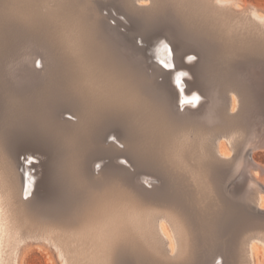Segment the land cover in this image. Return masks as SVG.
<instances>
[{
    "label": "bare ground",
    "instance_id": "bare-ground-1",
    "mask_svg": "<svg viewBox=\"0 0 264 264\" xmlns=\"http://www.w3.org/2000/svg\"><path fill=\"white\" fill-rule=\"evenodd\" d=\"M259 12L246 0H0V60L33 87L5 90L0 264H21L29 243L58 264H261L264 133L243 145L238 128L264 111ZM31 138L47 161L19 160L15 140Z\"/></svg>",
    "mask_w": 264,
    "mask_h": 264
},
{
    "label": "rangeland",
    "instance_id": "rangeland-1",
    "mask_svg": "<svg viewBox=\"0 0 264 264\" xmlns=\"http://www.w3.org/2000/svg\"><path fill=\"white\" fill-rule=\"evenodd\" d=\"M246 2H248V4H252V5L256 6L258 9H260V12H259L260 15L262 17L264 16V0H246ZM136 4L137 5L139 4L140 7L145 6L143 3L140 4L139 2H137ZM53 5H54V2L51 1V2H49L47 4H45L41 8V11L46 13L48 11V6L52 7ZM88 8L89 7H84V9H85L84 11H88ZM111 11L114 13L113 15L116 17L117 14H116L115 10L111 9ZM104 12H105L104 13L105 15H108L107 11H104ZM122 21H124L125 24L129 25L127 23V21H125L123 18H122ZM110 22L115 25V21L114 20H111ZM122 30H124V28ZM137 40H138L137 42H139L138 43L139 45H143L142 41H139V39H137ZM191 59H193L194 62L198 61L197 58H191ZM6 61L5 60H0V82L2 83L0 85V121H1L0 122V127H1V125L3 123V120L5 119V115L3 113L4 106L7 104L8 100H9L8 96L5 95V90H7V89L8 90H14V92H15V90H18V89H20V90H26L27 88L33 89V87L31 85L29 86V83L26 81V75L21 70H19V69H21L20 62L15 61V60L13 61V63L11 61H7V62ZM41 63L42 62H40L38 60V63H37L36 66H38L40 68L41 67ZM40 70H43V68H40ZM19 109H18L17 113H20V114H21V112H22V114L26 113V109H25V111H24V109L22 111H21V109L20 110ZM261 111L263 112L262 113L263 115L261 114ZM63 117H66L67 119H71L72 118V120L75 119V117L69 116L68 114L64 115ZM12 118L13 117L9 116V120L12 119ZM99 119H101V117H99L97 121H99ZM75 120H74V122H76ZM18 126H19L18 128L21 127L20 125H18ZM181 126H184V125H181ZM242 127L243 128L246 127L245 128L246 131L245 132L243 131V132L240 133L241 135H240L239 138L242 141V142H240V144L244 145L245 143L255 142L257 137L264 133V111L260 110V113H259V111L256 114L254 113L253 114V118H251V122L249 123V125H247V126L239 125L238 126L239 129L242 128ZM10 129H11V127H10ZM238 136H239V134H238ZM147 138H148L147 140H149V137H147ZM189 138L191 140H193L194 139V135L190 134ZM14 143H15V146H18L21 149L20 150L21 153L19 154V160L24 158L25 152H35L38 155V157L41 158L42 162L48 160V158H47L48 156L46 154H44L40 149L34 148L32 146V145H37L38 140L32 139V138L29 139L28 143L30 145H28V143H26L25 140L22 141V142H19V141L15 140ZM108 143H113V144H115V145H117L119 147L121 146V149L124 148V145L122 143H120L119 141H117L115 136L110 137ZM215 146H217L216 142H215ZM248 152H249V150H248ZM233 156H234V153L232 152L231 153V157H233ZM254 157H255V159L258 162H260L261 164L264 165V150L263 151L262 150H256L254 152ZM118 163L121 164L122 166L128 168V169H132V171L134 169V168L130 167L129 164L126 163L125 161L119 160ZM97 166L99 167V165L96 164L95 165V169H96ZM240 172L243 173V170L240 171ZM240 172H237V173H240ZM95 173H96V175L98 174L97 170H95ZM240 174H236V172H234V173H232L230 175L229 178H227L228 189L232 187V184H234L233 186L238 187V185H236V183L237 182L240 183V179H238ZM231 178H232V180L229 182V179H231ZM261 178H263L262 181L264 183V174L261 176ZM235 181H236V183H235ZM240 189L241 188L238 187V188L235 189V192L232 193L234 195L233 196V200L235 202H242L243 201V194H242V191H240ZM39 193L41 195L45 194L43 189H40ZM258 207H260V206L258 204H256L255 205L256 213L258 215H260V216H264V210L263 209L260 210L261 207L260 208H258ZM259 257H260V261H261V264H262L263 260H264V254H260ZM219 262H220V260L217 261V263H219ZM21 264H58V263H57L56 256L54 255L53 251L50 248H48L47 246H45L43 244H39V243H29V244H27V246L25 247V249H24V251L22 253Z\"/></svg>",
    "mask_w": 264,
    "mask_h": 264
},
{
    "label": "snow or ice",
    "instance_id": "snow-or-ice-1",
    "mask_svg": "<svg viewBox=\"0 0 264 264\" xmlns=\"http://www.w3.org/2000/svg\"><path fill=\"white\" fill-rule=\"evenodd\" d=\"M165 67H169L168 65H164ZM33 162H35V161H33Z\"/></svg>",
    "mask_w": 264,
    "mask_h": 264
}]
</instances>
